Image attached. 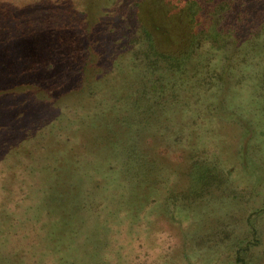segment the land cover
Masks as SVG:
<instances>
[{"label":"rangeland","instance_id":"1","mask_svg":"<svg viewBox=\"0 0 264 264\" xmlns=\"http://www.w3.org/2000/svg\"><path fill=\"white\" fill-rule=\"evenodd\" d=\"M134 18L158 51H190L188 0H0V264H235L250 238L264 202V56L219 94L178 89L176 74L161 72L154 79L175 84L168 105L140 128L121 100L144 89L149 98L156 81L131 71L123 50ZM196 56L180 79L188 86ZM132 146L146 169L134 161L127 178L116 167ZM201 155L221 168V190L169 204L199 181ZM258 228L251 264H264V219Z\"/></svg>","mask_w":264,"mask_h":264},{"label":"trees","instance_id":"2","mask_svg":"<svg viewBox=\"0 0 264 264\" xmlns=\"http://www.w3.org/2000/svg\"><path fill=\"white\" fill-rule=\"evenodd\" d=\"M188 4H190V11L194 12L196 22L194 39L190 51L182 53L179 56L158 51L153 45L152 35L148 30L140 26L137 18L132 19L131 26L128 24L126 31H124V40L127 42L124 44L123 50L130 57L129 64L131 71L144 74V76H150L151 80L156 81L154 83L155 89L153 88L152 93L149 91V95H152L149 98H147V89H144V95L140 91L139 93H134L132 97L128 96L127 99L121 100L122 105H127V101L130 99L137 115V125L140 128L146 126L150 122L149 120L157 119L158 113L161 112L160 107L168 105L165 94L168 90L173 89L175 84H165L162 82L163 78L154 79L161 72L163 75L176 74V80L174 79L173 81H176V88L178 89L183 90L190 87L196 93L202 95L207 94V92L219 94L225 88L228 79L234 76L236 70H239L243 65L253 62L254 59L256 61V59L259 60V57L264 56V0H188ZM259 5H262V9H259ZM109 26L112 29V33H114L116 29L114 30L113 27L115 26L110 23ZM194 54H197V56L194 58L195 61L192 64V76L190 78L194 82L192 83L193 85L188 86L189 82L185 83L184 81H180V79L183 80L184 73H186L185 64ZM147 71L151 74H145ZM177 74L180 75L177 76ZM240 81H243V79ZM162 85H165V88ZM143 86L147 88L146 84H142ZM161 101H163L162 104L160 103ZM15 102L12 99L8 101V105ZM179 102H181V96H176V104H179ZM113 105L115 106L114 103ZM214 108L215 112H217L216 104H214ZM98 109L99 112L105 111L102 103ZM97 111L94 112L93 110L91 113H96ZM150 116L152 117L150 118ZM41 120L44 122V125L47 124L43 113H41ZM107 126L106 124V129ZM19 130L21 135H23L22 130L24 128L19 126ZM39 131L32 136L35 137ZM106 133L107 136L105 135L104 139L108 141V146L110 147V145H114L111 143L113 134L108 130ZM1 136L3 135L0 134ZM15 136V134L14 136L10 134L6 139L11 142V137ZM109 137L111 138L109 139ZM39 139L41 140V138ZM67 139L63 138V140ZM69 139L71 140L72 138L70 137ZM41 143V147L45 146L43 140ZM82 147L85 151L89 150V146ZM112 149L115 148L113 147ZM123 152L130 156L131 161L129 160L126 165H118L116 170L122 171L124 176H132L131 178H134V174L139 171L136 163L146 169L147 161L144 160V155H136V148L132 146L131 149H128L127 152L130 154L125 151ZM52 158L54 159L55 157ZM215 163L209 160L206 155L197 157L196 165L194 166L200 171L199 181L187 192H184L180 198H177L176 193H172L168 200L169 204H176V201L179 204L181 202L182 204H193L210 196L212 192H219L221 185L218 180H221L222 171L218 164ZM40 164H42V161ZM148 165L150 164L148 163ZM148 165L147 167L150 168ZM55 169L57 170L56 167ZM58 170H61V167ZM238 197L243 200L245 199L244 194L235 195L234 199ZM263 219L264 202L263 206L261 205L249 216V230L247 234L250 238L246 236L247 238L237 246L235 264H251L253 260L257 259L253 250L260 247L261 244L262 238L258 222ZM19 225V232L23 235L25 233L23 231H26L28 225H24L22 222ZM34 230V225L28 228L29 232H33Z\"/></svg>","mask_w":264,"mask_h":264}]
</instances>
